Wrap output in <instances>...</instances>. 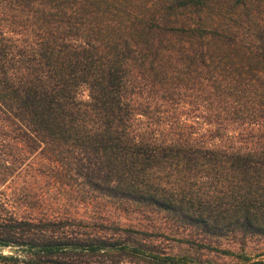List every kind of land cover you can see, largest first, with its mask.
Wrapping results in <instances>:
<instances>
[{"label": "trees", "instance_id": "obj_1", "mask_svg": "<svg viewBox=\"0 0 264 264\" xmlns=\"http://www.w3.org/2000/svg\"><path fill=\"white\" fill-rule=\"evenodd\" d=\"M0 264H264V0H0Z\"/></svg>", "mask_w": 264, "mask_h": 264}]
</instances>
